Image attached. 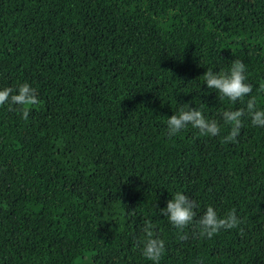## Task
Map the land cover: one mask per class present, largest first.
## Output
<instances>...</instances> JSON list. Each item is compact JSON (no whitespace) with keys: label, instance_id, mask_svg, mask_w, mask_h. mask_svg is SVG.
I'll list each match as a JSON object with an SVG mask.
<instances>
[{"label":"trees","instance_id":"16d2710c","mask_svg":"<svg viewBox=\"0 0 264 264\" xmlns=\"http://www.w3.org/2000/svg\"><path fill=\"white\" fill-rule=\"evenodd\" d=\"M236 57L264 107V0H0V87L38 98L0 105V264H152L145 221L159 264H264V128L244 118L225 142L219 114L241 102L202 82ZM186 103L218 135L168 136ZM177 190L237 226L173 227L159 208Z\"/></svg>","mask_w":264,"mask_h":264},{"label":"clouds","instance_id":"9594fccd","mask_svg":"<svg viewBox=\"0 0 264 264\" xmlns=\"http://www.w3.org/2000/svg\"><path fill=\"white\" fill-rule=\"evenodd\" d=\"M229 61L227 67L221 66L215 71L214 66L207 65L202 75V82L205 90L215 91L220 100L226 99L229 103L241 102V106L225 108L219 114L220 123L228 126L223 140L235 143L244 118H247L252 126L264 128V107L258 106L256 97L252 95L253 84L248 80L245 63L238 57ZM257 91L264 92V83L259 84ZM37 102L36 90L27 82L18 84L15 91L7 86L0 87V105L19 106L22 115H27L24 106L34 105ZM186 104V107L166 116L168 136L179 133L189 125L202 135L206 134L209 137L218 135L220 123L216 119L206 118L200 108ZM171 193V198L165 201L159 208V212L167 218L170 225L177 229L191 225L196 234L212 237L221 230L235 228L239 222L233 211L220 216L211 205L206 206L197 215L194 201L185 192L177 190ZM129 212L131 213V210ZM142 231L146 238L141 241V255L152 264H159L164 251V241L158 236H153V227L148 221L144 222Z\"/></svg>","mask_w":264,"mask_h":264}]
</instances>
